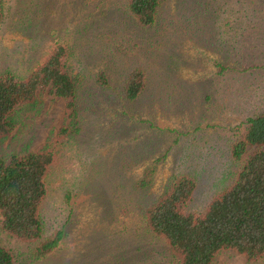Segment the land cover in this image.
I'll return each instance as SVG.
<instances>
[{"label": "rangeland", "instance_id": "374dc122", "mask_svg": "<svg viewBox=\"0 0 264 264\" xmlns=\"http://www.w3.org/2000/svg\"><path fill=\"white\" fill-rule=\"evenodd\" d=\"M56 42L67 47L72 115L38 91L15 113L0 157L53 151L40 215L44 236L63 237L39 259L1 229L0 241L15 264H181L144 210L172 174L194 178L193 212L231 182L230 129L264 112V0H159L148 26L127 0H2L0 74L26 76ZM135 68L144 86L127 100ZM148 168L151 181L139 188ZM210 264H264V253L247 261L222 250Z\"/></svg>", "mask_w": 264, "mask_h": 264}, {"label": "trees", "instance_id": "16d2710c", "mask_svg": "<svg viewBox=\"0 0 264 264\" xmlns=\"http://www.w3.org/2000/svg\"><path fill=\"white\" fill-rule=\"evenodd\" d=\"M2 0H0L1 9ZM159 0H127V8L141 26L154 21ZM67 47L54 43L43 59L24 77L0 74V140L15 127V113L30 105L45 88L64 100L69 116L75 104V84L66 70ZM99 78L105 82L103 76ZM144 86L139 68L129 72L123 94L134 100ZM230 129L229 156L237 169L226 188L214 195L200 212L186 210L195 188L188 174H172L159 197L144 210L147 228L181 259V264H210L222 250L242 254L247 261L264 253V112ZM53 151L0 157V229L8 236L33 244L31 256L43 258L59 245L63 230L44 236L40 215L47 191V172ZM148 168L136 182L151 181ZM0 264H15V256L0 241Z\"/></svg>", "mask_w": 264, "mask_h": 264}]
</instances>
